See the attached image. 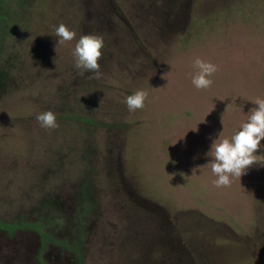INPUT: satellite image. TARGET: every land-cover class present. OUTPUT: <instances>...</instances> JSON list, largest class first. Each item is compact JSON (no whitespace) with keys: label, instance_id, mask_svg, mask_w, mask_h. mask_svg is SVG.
Listing matches in <instances>:
<instances>
[{"label":"rangeland","instance_id":"obj_1","mask_svg":"<svg viewBox=\"0 0 264 264\" xmlns=\"http://www.w3.org/2000/svg\"><path fill=\"white\" fill-rule=\"evenodd\" d=\"M85 34L99 79L75 66ZM257 98L264 0H0V264H264V166L217 187L209 165Z\"/></svg>","mask_w":264,"mask_h":264},{"label":"clouds","instance_id":"obj_2","mask_svg":"<svg viewBox=\"0 0 264 264\" xmlns=\"http://www.w3.org/2000/svg\"><path fill=\"white\" fill-rule=\"evenodd\" d=\"M55 34L59 37V44L71 41L75 32L66 25L60 24L55 27ZM103 38L98 35H81L75 44L73 55L75 66L80 69L81 74L91 71L95 78L102 76L100 71V59L102 57ZM195 73L192 75V84L196 88H208L212 84L211 75L217 71V66L206 62L199 57L194 60ZM147 93L138 90L126 97V104L129 111L144 107ZM254 103L258 107L250 111V115L238 131L230 138H221L220 132L217 139L211 145L210 154L214 157L209 162L212 173L216 179L213 181L217 187L227 186L231 183L232 177H240L254 164L259 162L256 150L264 140V99L257 98ZM36 119L42 127L55 128L57 121L55 114L49 110L37 114Z\"/></svg>","mask_w":264,"mask_h":264},{"label":"trees","instance_id":"obj_3","mask_svg":"<svg viewBox=\"0 0 264 264\" xmlns=\"http://www.w3.org/2000/svg\"><path fill=\"white\" fill-rule=\"evenodd\" d=\"M257 1V0H256ZM258 5V4H257ZM242 8H244L243 9V11L246 13V14H254L255 13V10L253 9V8H251V7H249V5H244V6H242ZM258 9H260V6H258ZM242 13V12H241ZM245 15V14H244ZM247 16V15H246ZM248 18L249 17H254V15H248L247 16Z\"/></svg>","mask_w":264,"mask_h":264}]
</instances>
